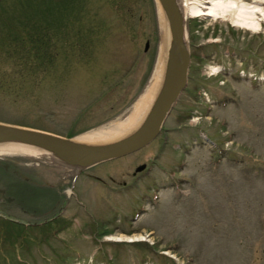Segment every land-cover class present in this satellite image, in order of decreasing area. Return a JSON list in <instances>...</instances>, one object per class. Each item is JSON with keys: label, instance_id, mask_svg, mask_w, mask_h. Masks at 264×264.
Instances as JSON below:
<instances>
[{"label": "rangeland", "instance_id": "1", "mask_svg": "<svg viewBox=\"0 0 264 264\" xmlns=\"http://www.w3.org/2000/svg\"><path fill=\"white\" fill-rule=\"evenodd\" d=\"M80 7L83 22L69 23L83 28L78 43L48 31L60 50L49 70L37 69L39 40L33 66L0 55V122L80 137L132 112L158 66L160 15L150 0ZM186 20L202 61L190 58L187 86L146 147L78 174L0 158V264H264V20L255 32ZM6 217L22 225L6 229Z\"/></svg>", "mask_w": 264, "mask_h": 264}, {"label": "water", "instance_id": "2", "mask_svg": "<svg viewBox=\"0 0 264 264\" xmlns=\"http://www.w3.org/2000/svg\"><path fill=\"white\" fill-rule=\"evenodd\" d=\"M153 2L157 15L160 8L168 23L173 44L172 50H170V59H173L167 69L157 99L137 130L119 141L100 145H85L74 141L78 136L67 138L0 122V144L20 143L46 151L64 161L66 165L63 166L72 169L75 174L101 163L123 158L150 144L159 135L169 113L186 88L190 65L187 20L182 12L180 1L153 0ZM148 47L149 42L147 41L145 51ZM15 163L17 164V162ZM144 168L145 165H141L136 168L135 172H141Z\"/></svg>", "mask_w": 264, "mask_h": 264}, {"label": "bare ground", "instance_id": "3", "mask_svg": "<svg viewBox=\"0 0 264 264\" xmlns=\"http://www.w3.org/2000/svg\"><path fill=\"white\" fill-rule=\"evenodd\" d=\"M184 16L188 17H213L215 19H229L233 25L250 30L260 31V22L264 20V0H255L251 4H246L243 0H179ZM158 13L161 21V48L158 66L154 76L139 98L134 109L121 122L113 123L104 129L94 130L83 136L76 137L75 142L85 145H100L119 141L137 130L145 120L153 103L157 99L164 83L167 69L170 66V50L173 44L171 32L164 16L159 8ZM178 60V58H177ZM29 157L37 161H46L53 165H64V161L37 148L20 143L0 144V158L9 157ZM66 165V164H65ZM141 239V238H139ZM113 240V239H112ZM145 240V239H144ZM118 241H122L118 239ZM138 241L137 238L129 239L128 242Z\"/></svg>", "mask_w": 264, "mask_h": 264}, {"label": "trees", "instance_id": "4", "mask_svg": "<svg viewBox=\"0 0 264 264\" xmlns=\"http://www.w3.org/2000/svg\"><path fill=\"white\" fill-rule=\"evenodd\" d=\"M11 1V7L9 6L10 3H6L7 0L0 1V22L14 23L12 24V30H8L10 31L8 34L7 32L0 31V55L12 58L16 67L19 65L23 67L29 65L33 66L29 61L34 60L31 51L32 48H35L33 47L35 40H39L43 45L42 49L44 50L43 54L45 57L44 60L41 58L43 66L37 69H42L46 65L45 67L47 68L43 69L49 70L50 66L54 64L55 61L59 60V45H57L55 41L52 42L48 31L52 32V38L60 34L62 35L61 37L65 41L61 43V45L74 42L78 43L81 38L82 35L80 34L83 28L79 26H70L72 23L77 24L78 20L83 22V12L80 7L81 0ZM150 1L154 8L153 0ZM81 46H83V44ZM71 50H73V48ZM62 54L66 56L73 54V51L69 53L67 49L62 52ZM62 54L61 60H64L65 58ZM190 58L202 61L201 56L192 52L190 53ZM38 65H41V63ZM73 136L74 134H69L67 138ZM55 216L49 218L47 222L54 221ZM5 219L7 221L6 229L12 226L22 225L20 222L11 220L10 218L6 217ZM9 237L11 238L10 235Z\"/></svg>", "mask_w": 264, "mask_h": 264}, {"label": "flooded vegetation", "instance_id": "5", "mask_svg": "<svg viewBox=\"0 0 264 264\" xmlns=\"http://www.w3.org/2000/svg\"><path fill=\"white\" fill-rule=\"evenodd\" d=\"M57 215V214H56ZM58 216V215H57ZM56 217V216H55Z\"/></svg>", "mask_w": 264, "mask_h": 264}]
</instances>
